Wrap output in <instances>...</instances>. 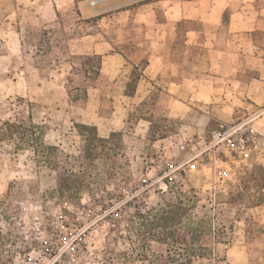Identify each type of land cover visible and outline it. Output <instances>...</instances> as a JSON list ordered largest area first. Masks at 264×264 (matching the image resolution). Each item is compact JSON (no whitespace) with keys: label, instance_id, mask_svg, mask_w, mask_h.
<instances>
[{"label":"rangeland","instance_id":"obj_1","mask_svg":"<svg viewBox=\"0 0 264 264\" xmlns=\"http://www.w3.org/2000/svg\"><path fill=\"white\" fill-rule=\"evenodd\" d=\"M145 1L0 0V126L32 121L41 140H0V264H105L129 237L135 256L128 220L163 207L169 188L233 226L216 264H264V205L226 203L231 183L264 165V0ZM183 19L198 29L184 48L174 44ZM93 53L105 81L75 104L71 58ZM146 55L127 96L132 63ZM81 124L113 134L90 161ZM72 174L84 185L63 195L59 177ZM147 243V255L159 252Z\"/></svg>","mask_w":264,"mask_h":264},{"label":"trees","instance_id":"obj_2","mask_svg":"<svg viewBox=\"0 0 264 264\" xmlns=\"http://www.w3.org/2000/svg\"><path fill=\"white\" fill-rule=\"evenodd\" d=\"M146 0L142 4L151 3ZM192 20L183 19L176 23L177 39L174 44L181 47L186 46L184 35L189 30L198 29L188 26ZM184 34V35H183ZM126 60L129 56L123 50H117ZM102 54H75L71 58V75L67 78L66 89L71 102L85 104L88 100L89 88L99 87L104 83L102 74ZM133 69L126 84L125 94L134 96L137 85L149 65V56L146 55L139 62L132 63ZM38 125L25 119L16 118L7 120L0 126V140L19 138L21 142L32 144L40 140ZM154 136L156 132H154ZM81 135L83 137V155L85 160H93L99 155L98 144L107 147L110 138H101L96 126L81 124ZM41 141V140H40ZM103 151H106L103 148ZM84 174V173H83ZM84 175H62L59 177V190L65 195L72 188H80L84 185ZM168 197L165 205L152 208L147 211H139L131 217L129 228L137 232L138 245L142 252L133 256L136 250L134 241L129 237L130 246L125 247L118 253L109 254L105 264H131L132 260H141L147 264H216L220 259L216 245L224 243L228 235V229L222 222L212 220L210 215L202 216L195 214L196 194H187L183 190L175 192L168 189L164 192ZM227 204L245 208H256L264 205V165L254 163L251 168L245 169L239 175L237 181L231 183L228 191ZM245 233L249 235V224L246 222ZM153 238L160 245L159 252L152 255L145 253L148 246V238Z\"/></svg>","mask_w":264,"mask_h":264}]
</instances>
